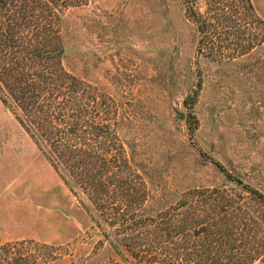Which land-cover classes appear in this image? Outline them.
I'll list each match as a JSON object with an SVG mask.
<instances>
[{
  "label": "rangeland",
  "instance_id": "1",
  "mask_svg": "<svg viewBox=\"0 0 264 264\" xmlns=\"http://www.w3.org/2000/svg\"><path fill=\"white\" fill-rule=\"evenodd\" d=\"M184 1L54 2L65 68L96 89L109 112L101 117L152 190L173 189V198L221 187V165L264 195V0L207 6L202 35L189 9L203 10ZM61 173L0 100V264H131L114 229Z\"/></svg>",
  "mask_w": 264,
  "mask_h": 264
},
{
  "label": "trees",
  "instance_id": "2",
  "mask_svg": "<svg viewBox=\"0 0 264 264\" xmlns=\"http://www.w3.org/2000/svg\"><path fill=\"white\" fill-rule=\"evenodd\" d=\"M58 1L0 0V100L54 169L114 229L131 264H255L264 255V243L257 244L264 195L221 165L226 183L218 188H189L172 198L167 194L173 189L148 187L110 120L101 117L108 111L96 89L65 68L62 11L52 6ZM192 1L203 12L190 8L189 17L205 34L207 6L212 10L223 0ZM51 6L49 23L39 21ZM226 20L221 15L218 22ZM190 115L194 134L199 122Z\"/></svg>",
  "mask_w": 264,
  "mask_h": 264
}]
</instances>
